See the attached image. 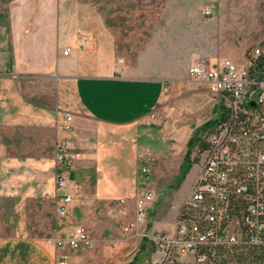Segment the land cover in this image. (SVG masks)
<instances>
[{
    "label": "crops",
    "instance_id": "crops-1",
    "mask_svg": "<svg viewBox=\"0 0 264 264\" xmlns=\"http://www.w3.org/2000/svg\"><path fill=\"white\" fill-rule=\"evenodd\" d=\"M73 1L0 0V197L51 201L57 212L61 191L55 185V142L63 135L64 111L72 114L77 151L74 165L64 170L72 195L67 214L60 216L65 224L56 227L52 237H0V264H57L61 255L68 264H80L78 254L87 256V248L55 245V239H62L71 228H85L83 212L78 215V211L120 209L127 199L132 202L150 189L142 185L148 182L140 168L158 149L156 116L168 107L167 98L175 99L183 84H197L203 88L198 95L208 106V88L188 78L191 63L183 64L182 70L176 58L169 65L168 60L155 64L135 57L122 73H115L116 65L109 57L105 68L97 67L99 55L78 47L81 24L71 20ZM182 1L208 2L172 0ZM176 12L172 17L181 18ZM165 13L160 16L169 17ZM204 21L205 15L198 12L196 22ZM162 28L164 49H197V38L180 42L181 31L176 32L175 24L166 22ZM66 47L70 50L63 54ZM146 71L157 75L143 74ZM169 86L173 90L165 92ZM200 119L192 132L208 120V113ZM193 178L183 197L175 194L173 222L156 227L173 230ZM13 218L8 217V223ZM109 226L121 233L122 226Z\"/></svg>",
    "mask_w": 264,
    "mask_h": 264
},
{
    "label": "rangeland",
    "instance_id": "rangeland-1",
    "mask_svg": "<svg viewBox=\"0 0 264 264\" xmlns=\"http://www.w3.org/2000/svg\"><path fill=\"white\" fill-rule=\"evenodd\" d=\"M71 4L74 14L71 20L81 24L78 30L79 49L97 53L100 57L97 67L100 65L101 68H105L109 57H112L116 65L115 73H122L135 57L145 63L155 64H163V60H168L169 65L178 60L182 63V70L183 64L193 61L208 65L221 58L241 61L250 46L264 44V0H208L206 3L74 0ZM205 9H208V14L204 13ZM173 11H178L176 13L181 14V18H173ZM198 12L205 15L204 22H196ZM164 13L169 17L162 18L160 15ZM166 22L175 24L176 32L181 31V43L188 40L193 42L197 38V49H164L162 25ZM176 53L177 57H173ZM173 58L176 59L172 62ZM143 74L157 75L147 71ZM189 85H182L183 88L177 91L179 97H168V107L160 110L156 116L158 129L155 134L159 137L154 140L158 149L143 162L149 170L148 178L145 179L148 183L142 185L154 192V200L148 208L146 224L143 225L147 232L158 228L155 225L159 223L165 222L167 226L173 222L175 194L177 198L184 196L202 158L199 146H192L190 157L196 159V164L191 165L180 181L179 166L187 150V141L194 133L192 129L205 113H208V120L220 115L214 94L208 90V106H205V98L198 95L203 92L202 86ZM189 89L193 91H187ZM172 90L170 86L164 88L165 92L170 93ZM205 131L198 133L202 135ZM141 168L140 175L144 179L146 174ZM135 198L132 202L127 199L124 206L116 210L90 208L77 212L78 215L83 212L86 223L83 225L92 237H97L93 247L85 249L87 256L78 254L80 264H128L134 255L138 257L134 264H145L152 256V243L149 238L141 236L142 227L137 230L125 229L134 217ZM15 216L8 223V217ZM62 220L51 201L0 197V237L17 234L52 237L56 227L65 224ZM109 224L116 228L122 226L121 233L111 231Z\"/></svg>",
    "mask_w": 264,
    "mask_h": 264
},
{
    "label": "built area",
    "instance_id": "built-area-1",
    "mask_svg": "<svg viewBox=\"0 0 264 264\" xmlns=\"http://www.w3.org/2000/svg\"><path fill=\"white\" fill-rule=\"evenodd\" d=\"M69 50L66 47L63 54ZM187 75L214 94L220 115L202 134L207 147L172 231L155 228L147 232L143 225L154 192L144 189L136 196L134 217L125 229L141 226V236L151 241L153 255L145 264H222L230 253L264 243V44L250 46L241 61L192 62ZM61 129L63 135L55 142V185L61 191L57 213L65 216L72 195L64 170L77 159L69 111L62 114ZM141 171L147 179L148 169ZM63 243L93 247L82 226L54 241L55 245ZM57 264H68L67 257L61 255Z\"/></svg>",
    "mask_w": 264,
    "mask_h": 264
},
{
    "label": "trees",
    "instance_id": "trees-1",
    "mask_svg": "<svg viewBox=\"0 0 264 264\" xmlns=\"http://www.w3.org/2000/svg\"><path fill=\"white\" fill-rule=\"evenodd\" d=\"M215 123V120L212 118L207 120L201 126H199L192 136L187 141V150L183 155L182 162L179 166V180L181 181L191 167L193 163H196V159L190 157L191 148L194 145H198L199 149L202 151L207 147V143L202 137L199 131L208 129L211 125ZM137 255H134V258L128 264H134L137 259ZM222 264H264V243L256 246H245L243 249L236 251V253H230L228 258H224Z\"/></svg>",
    "mask_w": 264,
    "mask_h": 264
}]
</instances>
